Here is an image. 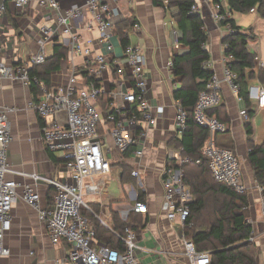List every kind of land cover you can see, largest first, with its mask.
<instances>
[{"label":"built area","instance_id":"1","mask_svg":"<svg viewBox=\"0 0 264 264\" xmlns=\"http://www.w3.org/2000/svg\"><path fill=\"white\" fill-rule=\"evenodd\" d=\"M33 1L37 2L44 21L38 31V47L24 62L0 60V89L3 78L19 80L28 88L31 85L37 87L40 95L36 100L31 99L28 106L37 113L41 122V139L46 149L60 160L62 171L47 176L13 169L7 156L12 139L10 122L0 103V257L10 254L4 237L11 228L12 208L21 199L35 212L50 243L63 250L57 264H142L135 253L137 235L130 229L126 228L124 234L113 231L122 241V248L109 247L97 239L92 221L83 213L92 214L108 228L110 223L107 224L100 213H95L83 196L100 195L112 166L126 163L133 167L130 175L137 179L139 188L131 186L128 192L132 205L114 210L122 221H126L130 213H147V206L140 198L143 189L140 160L147 132L156 126L165 105L152 104L148 98L145 50L138 44L120 42L116 22L126 18L119 6L123 0H73L69 3L1 0L0 14L5 12L7 3L23 9ZM219 3L214 4L217 19L221 21L224 15L220 14ZM189 12L200 13L195 1ZM226 16L229 17L228 13ZM224 28L227 33L232 31L229 24ZM130 29L137 31L139 27L134 24ZM123 33L129 35V29H124ZM173 35L175 37L176 32ZM55 44L62 45L67 51L60 66L64 74L61 84L48 87L29 70L44 63ZM203 48L206 50V43ZM1 51L0 44V55ZM230 59L231 55L225 56L223 79L237 93L236 74L227 64ZM263 64L259 62L260 67ZM167 67H172L171 60ZM202 67L211 69L210 58L202 63ZM220 84L219 77L213 72L199 93L193 118L209 132L202 154L208 161L213 179L240 194L246 190L241 182L242 169L237 155L229 148L218 146L214 140L215 134L225 132L228 125L208 113L221 103ZM256 98L258 107L264 108L263 86L257 87ZM172 106L174 133L180 138L186 129L188 114L180 100L173 99ZM240 117L244 123L249 121L245 109L240 111ZM174 151L175 154L168 157L170 163L165 164L160 172L162 208L167 219L178 221L183 232L192 197L183 183L182 165L191 162L192 158L182 155V147ZM18 176L30 179L32 183L22 185L21 193L17 191L21 184L15 180ZM39 183L54 188L51 204L41 205L40 193L35 188ZM261 214L264 218L263 198ZM248 240H253L251 235ZM183 243L186 257L191 264H196L195 259L202 253L184 238Z\"/></svg>","mask_w":264,"mask_h":264},{"label":"crops","instance_id":"2","mask_svg":"<svg viewBox=\"0 0 264 264\" xmlns=\"http://www.w3.org/2000/svg\"><path fill=\"white\" fill-rule=\"evenodd\" d=\"M1 1V0H0ZM69 3L73 0H59ZM79 1V0H78ZM163 5H155L153 0H123L119 3L122 14L129 17L132 13L139 29L129 28V42L144 48L147 57L145 68L148 77V98L152 104H163L165 110L156 126L147 132L143 157L139 169L143 183V202L147 206L146 225L137 235L136 256L142 264H191L184 253L182 231L178 221H169L166 211L162 208L163 188L160 172L166 159L175 154L174 146L170 144L175 139L174 109L172 106L173 90L180 86V78L167 67L173 54H181L186 47L178 43V33L172 16L177 12ZM204 22L208 35L206 50L211 60V69L219 77L221 103L228 119V130L233 140V151L237 155L242 169L241 182L247 198L252 227V242L257 248L256 263L264 264V218L261 214V187L254 179L253 170L249 165L246 133L240 111L245 109L242 99L223 79V62L225 59L224 37L228 34L224 25L217 19L218 11L215 1L205 2L194 0ZM220 6L232 17L236 24L249 34L247 47L257 57V62L264 63V18L255 9L246 13L229 12L226 0H217ZM43 18L36 1L31 5L18 9L12 3H7L6 10L0 14V44L2 47L0 60L5 63L24 62L37 47L39 27ZM170 29L169 31L167 30ZM176 32L174 37L173 33ZM85 33V37H86ZM264 67V64L263 66ZM56 71V70H55ZM54 72V71H53ZM53 74V73H52ZM62 83L53 82L59 85ZM262 86L256 78L248 82L249 98L254 105V114L249 117L252 126L251 140L254 144L264 143V108L257 105V87ZM32 99L30 89L19 80L1 79L0 103L7 111L11 129V142L7 156L13 169L27 173L37 172L47 176L57 175L62 171L61 162L56 155L49 152L41 139V122L37 113L28 106ZM135 164V163H133ZM120 179V175H119ZM21 184L17 189L21 193L25 183L32 184L30 179L16 177ZM41 205H46V195L49 187L37 184ZM108 190L103 189L100 196H106L99 206V213L110 223V208L116 210L115 199H108ZM145 234H148L145 237ZM4 243L10 254L0 257V264H57L63 256L59 246H53L44 226L37 220L35 212L24 201L19 199L11 211V228L4 237ZM196 264H209L211 257L208 252H201Z\"/></svg>","mask_w":264,"mask_h":264},{"label":"trees","instance_id":"3","mask_svg":"<svg viewBox=\"0 0 264 264\" xmlns=\"http://www.w3.org/2000/svg\"><path fill=\"white\" fill-rule=\"evenodd\" d=\"M167 8L174 7L177 12L172 16L178 33V43L186 47L181 54H173L172 70L180 78V86L173 90L172 98L180 100L183 108L188 114L186 129L180 138L170 141L174 148H183L182 155L190 156L192 161L182 165L183 183L191 194L189 203L190 214L183 228L182 236L186 241L193 243L197 252H208L211 260L209 264H257V248L254 242L248 241L252 227L248 219V198L246 191L236 193L226 184L216 182L208 168V161L202 154V147L209 136L207 129L199 126L193 118V111L199 93L205 88L212 69L203 68L202 63L209 59V53L203 48L208 40L204 29V22L200 13H190V7L194 0H166ZM215 2L217 0H214ZM229 12L246 13L253 9L264 18V0H226ZM155 5H163L162 0H153ZM220 14L224 19L222 25L231 27L223 42L225 54L231 55L227 63L230 69L236 74L234 83L238 86L237 95L244 103L245 110L249 117L254 114V105L249 98L248 82L256 78L264 87V67H260L256 55L249 51L247 44L249 34L242 30L232 17L220 7ZM136 18L131 13L116 22V32L120 36L122 44L129 43L128 34L124 29L131 28L136 24ZM66 48L60 44L52 47L51 53L45 62L32 67L29 72L36 75L48 87L51 85L53 71L60 68L66 58ZM32 99L36 100L40 92L35 85L29 87ZM209 114L215 115L219 120L228 125V119L222 104L211 108ZM40 122V119L38 120ZM246 133L247 153L246 158L253 170L254 179L262 188L261 196L264 199V143L257 145L251 140V122L244 123ZM215 143L220 147L233 150V140L230 137L228 128L225 132L216 133ZM50 158L59 162L55 158ZM196 160H199L197 163ZM172 162V161H171ZM167 158L165 164H169ZM173 163V162H172ZM121 186H127L134 182L130 175L132 166L120 163ZM125 176V179H124ZM124 190V188H123ZM55 190L49 187L46 195V204L52 203ZM143 200V192L140 195ZM113 202L110 204L112 205ZM95 213H99L97 204H90ZM93 223L97 239L109 247L122 248V241L115 236L113 231L124 234V230L130 229L135 234L144 229L146 218L141 213H130L126 221H122L115 210L110 208V228L104 226L92 214L84 212ZM190 224V225H189Z\"/></svg>","mask_w":264,"mask_h":264},{"label":"rangeland","instance_id":"4","mask_svg":"<svg viewBox=\"0 0 264 264\" xmlns=\"http://www.w3.org/2000/svg\"><path fill=\"white\" fill-rule=\"evenodd\" d=\"M173 10L175 11L176 9L174 7H172ZM167 30L169 31L170 29L167 28ZM50 52V47L47 48V53ZM63 72L60 69H57L56 71L53 72L52 74V81L55 83H60L62 77H63ZM63 80H65V78H63ZM119 172H121V169L119 168L118 165H113L111 168V172L109 174V179L106 182L105 185V189L108 190L107 195H108V199H115L116 202V207H127L129 205H132V200L129 198L128 192L131 188V186L133 188L137 187L139 188V186L137 185V179L134 178V182H129L127 184V186H121V182L119 179ZM125 179V176H124ZM95 180H98V177L95 178ZM124 188V190H123ZM84 195V194H83ZM106 198V196H100V195H84L83 196V200L86 203L89 204H101V202H104L103 200ZM114 201V200H113ZM249 214V211H248ZM250 218V215H248V219ZM106 223L108 224L109 221L105 220ZM148 234H145V237H147ZM249 241V240H248ZM160 264V262H159Z\"/></svg>","mask_w":264,"mask_h":264}]
</instances>
